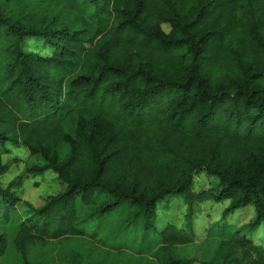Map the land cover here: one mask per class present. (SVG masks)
Wrapping results in <instances>:
<instances>
[{"label": "trees", "instance_id": "trees-1", "mask_svg": "<svg viewBox=\"0 0 264 264\" xmlns=\"http://www.w3.org/2000/svg\"><path fill=\"white\" fill-rule=\"evenodd\" d=\"M7 145L38 157L0 183L22 264L50 241H99L117 214L157 264H194L180 251L195 239L189 218L155 227L157 202L180 193L228 200L222 219L252 205L209 264H264V0H0V177ZM48 170L63 189L23 201L24 177ZM200 174L216 192L193 191ZM259 226L260 244L239 233Z\"/></svg>", "mask_w": 264, "mask_h": 264}, {"label": "rangeland", "instance_id": "rangeland-1", "mask_svg": "<svg viewBox=\"0 0 264 264\" xmlns=\"http://www.w3.org/2000/svg\"><path fill=\"white\" fill-rule=\"evenodd\" d=\"M163 28H167L163 25ZM26 49L37 50L42 54H48L39 40L30 38L25 42ZM8 152L2 154V160L8 165L7 171L1 175L0 183L3 187L22 174L25 168L35 162L38 157L29 155L28 150L22 145H7ZM1 150V149H0ZM215 178L205 174L194 178L193 191L195 193L205 189L215 190ZM64 185L51 171H43L37 174H27L19 190V196L37 207L43 203V199L63 189ZM228 205V200L219 202L211 198L203 201H188L183 193L175 194L165 200H160L156 205L155 227L161 229L165 224L172 223L177 228H186L187 219H190L195 239L188 245L181 246V253L193 257L194 264H209L215 246L227 233L242 228L253 220L254 208L252 205L241 207L232 214L222 219V211ZM191 208V215H187ZM18 213L26 216L29 211L23 204L18 206ZM83 213V211H81ZM189 216V217H188ZM229 224L220 231L221 223ZM18 220L12 218L8 224H0V231L7 238V251L0 256V264H22L19 253L11 244V235ZM87 228L92 227L87 223ZM247 232L256 243L263 242V229L259 226L250 232L243 228L239 233ZM250 232V233H249ZM151 242H141L137 231L128 228L124 223V216L117 214L110 217L99 235V241H84L78 245L73 238H62L50 241L44 247L32 250L30 258L34 264H157L152 257ZM180 248V247H179Z\"/></svg>", "mask_w": 264, "mask_h": 264}]
</instances>
